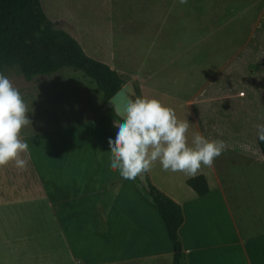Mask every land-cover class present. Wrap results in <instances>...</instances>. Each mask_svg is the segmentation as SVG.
Segmentation results:
<instances>
[{"label":"crops","instance_id":"crops-1","mask_svg":"<svg viewBox=\"0 0 264 264\" xmlns=\"http://www.w3.org/2000/svg\"><path fill=\"white\" fill-rule=\"evenodd\" d=\"M253 1L259 32L264 1ZM263 41V34L250 38L243 51L251 48L252 53L238 72L212 82L200 100L186 102L189 126L170 107L155 110L147 105L144 82L155 76L139 75L141 69L127 74L110 65L132 85L131 102L140 99L149 115L143 165L151 184L183 211L178 231L183 264H264V201L259 200L264 158L257 142L264 122V54L259 55ZM101 106L84 112L77 123L54 124L53 129L23 138L45 197L62 203L71 223L85 222L95 238L112 240L113 252L120 253L111 255L107 264H171L165 228L132 175L133 130ZM194 176L206 179L209 193L204 197L186 183ZM95 209L105 222L103 234L92 225L97 221ZM132 246L136 249L130 251Z\"/></svg>","mask_w":264,"mask_h":264},{"label":"rangeland","instance_id":"rangeland-1","mask_svg":"<svg viewBox=\"0 0 264 264\" xmlns=\"http://www.w3.org/2000/svg\"><path fill=\"white\" fill-rule=\"evenodd\" d=\"M40 5L89 58L123 73L141 69L139 75L155 76L144 82L147 105L170 107L186 126V102L207 95L223 75L236 74L252 53L243 51L244 44L264 37L263 21L256 32L258 9L250 0H40ZM0 91L10 108V116L0 120V264L110 263L111 255L120 253L113 252L112 240L95 238L85 222L71 223L64 205L45 197L23 145L28 134L71 125L84 112L100 110L98 91L82 73L68 69L33 82L7 70ZM262 198L264 169L259 168ZM100 209L93 211L92 225L103 234Z\"/></svg>","mask_w":264,"mask_h":264},{"label":"trees","instance_id":"trees-1","mask_svg":"<svg viewBox=\"0 0 264 264\" xmlns=\"http://www.w3.org/2000/svg\"><path fill=\"white\" fill-rule=\"evenodd\" d=\"M65 69L82 73L98 91L103 106L125 85L110 67L89 58L71 34L55 27L43 12L40 0H0V76L7 70H15L25 82H33L38 77L49 78ZM262 100L264 102V94ZM132 106L143 111L150 121L140 99H133ZM110 112L117 117L112 109ZM9 116L8 102L0 91V120ZM125 123L133 130V144L138 126L128 121ZM257 142L264 158V122ZM143 168L148 188L142 187V190L155 206L171 243V264H183L184 253L178 235L184 222L183 211L151 184L144 165ZM186 183L198 197L209 193L203 176L189 178Z\"/></svg>","mask_w":264,"mask_h":264},{"label":"water","instance_id":"water-1","mask_svg":"<svg viewBox=\"0 0 264 264\" xmlns=\"http://www.w3.org/2000/svg\"><path fill=\"white\" fill-rule=\"evenodd\" d=\"M131 95L132 85L125 84L109 99L106 108L112 109L120 119L132 122L138 126L136 138L129 151V157L132 162L131 171H135L141 186L147 190L146 175L144 173L141 155L146 146L150 122L143 111L132 106Z\"/></svg>","mask_w":264,"mask_h":264}]
</instances>
